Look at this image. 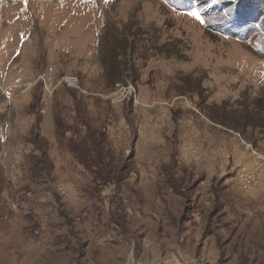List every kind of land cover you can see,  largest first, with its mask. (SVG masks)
Returning a JSON list of instances; mask_svg holds the SVG:
<instances>
[{"label": "rangeland", "instance_id": "obj_1", "mask_svg": "<svg viewBox=\"0 0 264 264\" xmlns=\"http://www.w3.org/2000/svg\"><path fill=\"white\" fill-rule=\"evenodd\" d=\"M0 264H264V0H0Z\"/></svg>", "mask_w": 264, "mask_h": 264}, {"label": "built area", "instance_id": "obj_2", "mask_svg": "<svg viewBox=\"0 0 264 264\" xmlns=\"http://www.w3.org/2000/svg\"><path fill=\"white\" fill-rule=\"evenodd\" d=\"M75 82V81H74ZM25 82L22 80V78H16L11 82V85L9 86V89L19 88L22 86H25ZM124 90V89H123ZM128 91V90H127ZM129 92V91H128ZM113 96H125L124 92L117 91L112 94Z\"/></svg>", "mask_w": 264, "mask_h": 264}, {"label": "snow or ice", "instance_id": "obj_3", "mask_svg": "<svg viewBox=\"0 0 264 264\" xmlns=\"http://www.w3.org/2000/svg\"><path fill=\"white\" fill-rule=\"evenodd\" d=\"M190 14L195 16L197 19H199V15L196 11H192Z\"/></svg>", "mask_w": 264, "mask_h": 264}]
</instances>
